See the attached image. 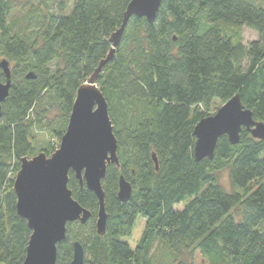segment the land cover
Instances as JSON below:
<instances>
[{
  "label": "trees",
  "instance_id": "obj_1",
  "mask_svg": "<svg viewBox=\"0 0 264 264\" xmlns=\"http://www.w3.org/2000/svg\"><path fill=\"white\" fill-rule=\"evenodd\" d=\"M68 1L58 13L0 0V56L11 62L0 106V264H22L31 234L12 189L20 159L49 153L34 131L61 138L76 90L109 53L130 0ZM19 6L25 14L13 17ZM241 26L258 38L244 44ZM97 85L119 161L102 180L105 234L96 230L95 194L70 171L67 186L90 217L67 224L56 264L70 263L74 241L84 264H264V140L243 128L237 144L221 136L212 159L193 155L194 126L216 102L239 94L264 122V0H161L152 23L129 18ZM224 169L230 191L218 181ZM120 176L132 186L125 202ZM139 217L144 228L132 248L121 238Z\"/></svg>",
  "mask_w": 264,
  "mask_h": 264
},
{
  "label": "water",
  "instance_id": "obj_2",
  "mask_svg": "<svg viewBox=\"0 0 264 264\" xmlns=\"http://www.w3.org/2000/svg\"><path fill=\"white\" fill-rule=\"evenodd\" d=\"M161 0H130L120 27L111 35L112 46L94 73L76 90L71 112L58 147L48 156L44 152L22 157L13 179L17 215L25 219L31 231L22 264H56L57 245L65 240L67 224L79 221L84 224L90 211L79 204L67 186L71 171L80 185L92 191L98 202L96 230L105 234L107 213L102 180L107 166L119 167L118 143L109 117L108 103L97 85L101 68L113 55L121 33L130 17H144L152 23ZM0 106L11 85L9 62L0 61ZM28 73L26 77H33ZM245 129L254 138L264 140V122L253 118L239 94L224 102L212 115L200 119L193 129L195 161L212 159L217 140L226 135L231 144H237L240 132ZM154 161L156 162L155 157ZM132 186L119 177L117 198L129 199ZM69 264H84V250L78 241L72 244Z\"/></svg>",
  "mask_w": 264,
  "mask_h": 264
},
{
  "label": "rangeland",
  "instance_id": "obj_3",
  "mask_svg": "<svg viewBox=\"0 0 264 264\" xmlns=\"http://www.w3.org/2000/svg\"><path fill=\"white\" fill-rule=\"evenodd\" d=\"M20 1L22 3V2H26L27 0H20ZM31 1H32V4L34 7H38V8L40 7L41 9L40 8L39 9L42 11H46L47 9H49V10H53V12L67 13L71 7V2L68 0H63L65 2V5H66L64 11H61L59 9L60 0H45V4L40 3L37 0H31ZM25 12H26V9H24V7L21 8L19 6L13 12L12 16L13 17H20V16H23V14H25ZM237 31L239 32L240 38L244 44H248V42L258 38L257 32L246 27V26L239 27ZM228 32H230V31L228 30ZM3 59H6V58L3 56H0V61ZM9 64L11 65V62ZM220 106H221L220 103L216 102L211 108L212 109H215V108L218 109ZM213 113H214V111H213ZM54 114L56 115L57 113L55 112ZM34 132H35L34 133V136H35L34 140H36V145H38L39 148H41V149L44 148L46 151H48L49 153L47 155L49 156L58 147L60 139H57L54 135L52 136L49 133L39 132V130H36ZM51 149H53V150L51 151ZM41 152L46 153L44 150H41ZM31 157H28V158H31ZM218 181L226 191L232 190V186H231V183L229 180L227 170L224 169V170L219 172ZM143 228H144V219L139 217V218H137V220L133 226L131 234L128 237H122L121 239L126 241L133 248L136 245L138 239L140 238V235L142 233ZM199 259L200 258L198 256H196V262H199Z\"/></svg>",
  "mask_w": 264,
  "mask_h": 264
}]
</instances>
